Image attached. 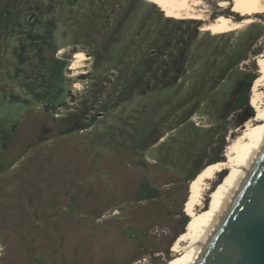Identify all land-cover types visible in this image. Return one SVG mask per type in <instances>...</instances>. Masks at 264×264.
Returning <instances> with one entry per match:
<instances>
[{
  "label": "rangeland",
  "instance_id": "1",
  "mask_svg": "<svg viewBox=\"0 0 264 264\" xmlns=\"http://www.w3.org/2000/svg\"><path fill=\"white\" fill-rule=\"evenodd\" d=\"M218 1L204 0L209 17L243 18ZM202 22L154 0H0V264L182 256L171 247L192 226L186 175L196 158L213 161L222 137L224 160L232 131L255 114L264 50V13L227 31ZM152 40L167 43L158 78L141 64ZM75 51L85 57L71 68ZM230 176L217 175L207 209ZM140 179L155 197L135 199ZM129 218L147 253L127 237Z\"/></svg>",
  "mask_w": 264,
  "mask_h": 264
},
{
  "label": "bare ground",
  "instance_id": "2",
  "mask_svg": "<svg viewBox=\"0 0 264 264\" xmlns=\"http://www.w3.org/2000/svg\"><path fill=\"white\" fill-rule=\"evenodd\" d=\"M154 1L163 3L169 13L179 18H201L203 19L201 28L219 31H227L251 23L256 14L264 13V0L218 1L219 11L223 12L233 4L236 11L244 14L241 20H234L232 16L223 13L209 17V10L204 0ZM73 57L71 68H76L80 66V61L85 55L81 51H75ZM259 71L261 74L255 78L250 96L255 114L246 120L243 127H237L232 131L236 135L225 147V159L206 165L193 181L185 204L192 226L191 229L180 232L173 242L171 249L182 256L172 264L195 263L198 253L204 248V244L224 215L235 192L244 183L252 164L264 146V50L259 57ZM225 170L229 171L231 176L220 191L213 194L214 205L207 209L206 200L211 194L216 177Z\"/></svg>",
  "mask_w": 264,
  "mask_h": 264
},
{
  "label": "water",
  "instance_id": "3",
  "mask_svg": "<svg viewBox=\"0 0 264 264\" xmlns=\"http://www.w3.org/2000/svg\"><path fill=\"white\" fill-rule=\"evenodd\" d=\"M194 264H264V146Z\"/></svg>",
  "mask_w": 264,
  "mask_h": 264
},
{
  "label": "trees",
  "instance_id": "4",
  "mask_svg": "<svg viewBox=\"0 0 264 264\" xmlns=\"http://www.w3.org/2000/svg\"><path fill=\"white\" fill-rule=\"evenodd\" d=\"M64 1L66 2V0H63V2ZM147 19H148V17L146 16L145 19H144L143 24H145V22H146ZM49 22H51V21H49ZM52 23H53V21H52ZM166 44L167 43H165V45H161L162 48H164V46H166ZM161 46L160 45L157 46L155 40H152V43L149 42V45L147 46V48H148L147 49L148 50V52H147L148 54L147 55L148 56L145 57V58H143L142 61H141V64L142 65L145 63L144 65H145L146 69L148 67H150V69L153 68L152 70H149L151 72H148L147 74H150L151 73L156 78L159 77V75H158V73L156 71L157 68L155 69V65L158 63V58H159L158 55L156 56V53H157L158 50L159 51L161 50ZM51 54L53 56V51L51 52ZM243 54H244V52H241V54H238L237 61L239 59H244L243 57H241V56H243ZM56 60L58 61L56 67H57L58 72L60 74V71H61V67H62L63 62L60 59H56ZM166 65H168V63L164 62L163 64H161V67H166ZM165 70L167 71L168 68L166 67ZM145 75H146V73H145ZM166 76L167 75H166L165 72L162 73L161 79H164ZM253 78H255V76L254 75H251L250 80H252ZM247 87H249V82H247ZM240 100L242 102H245V101L247 102V98H245V97L244 98H240ZM65 104H66V102H63L61 104H58V105H55V106H52V107L45 105L44 108H45V110H48L49 108H55L57 106L59 107V106L65 105ZM75 126H76V129L87 128V125H85V123H77V124H75ZM64 132H66V131H64ZM224 145H225L224 144V139L222 137L221 144L219 146V150L216 153L215 158L213 159V161H210L208 164L213 163V162L218 161V160H221V156L219 154H221L222 148L224 147ZM212 150H214V149H212ZM213 152H215V150ZM201 163H202V160L199 157L194 160V162H193L190 170L188 171V173L186 175V178L188 180L195 179V177H197L198 173L202 170V168H204L206 165H208V164H206L203 167L201 165ZM156 194H157V187H154L153 185L149 184L147 180L140 179L139 184H138V188L136 189V192H135V199L136 200H140L141 198H153V197H155ZM180 213H182V211H180ZM129 220H131V219L129 218L128 219V222H125L126 223V226H128V235H127V237L130 240H134V237L133 236L137 235V236H135V240L133 241V243L137 241L139 248L141 247L140 252L141 253H147V251L144 248V242H143L144 232L142 230H140V227L138 229H136L135 226H133L132 223H129ZM123 239H126V237H124V235H123ZM169 244L167 245V248H168Z\"/></svg>",
  "mask_w": 264,
  "mask_h": 264
},
{
  "label": "flooded vegetation",
  "instance_id": "5",
  "mask_svg": "<svg viewBox=\"0 0 264 264\" xmlns=\"http://www.w3.org/2000/svg\"><path fill=\"white\" fill-rule=\"evenodd\" d=\"M239 16V15H238ZM59 73V72H58ZM60 75H61V71H60Z\"/></svg>",
  "mask_w": 264,
  "mask_h": 264
}]
</instances>
